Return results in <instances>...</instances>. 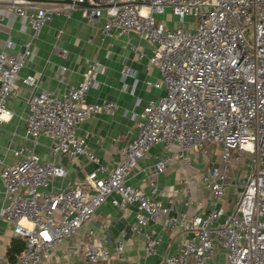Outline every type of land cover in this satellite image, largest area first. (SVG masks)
I'll return each instance as SVG.
<instances>
[{
    "label": "built area",
    "instance_id": "obj_1",
    "mask_svg": "<svg viewBox=\"0 0 264 264\" xmlns=\"http://www.w3.org/2000/svg\"><path fill=\"white\" fill-rule=\"evenodd\" d=\"M0 3H5L32 31L13 53L6 51L13 48L10 40L0 50V123L13 116L5 101L14 94L19 71L32 54L33 38L54 16L69 18L73 10L88 22L101 18L102 37L111 39L132 32L148 42V65L159 74L152 86L162 90L131 114L134 133L123 141L120 161L110 165L101 163L76 134L84 120L99 112L112 114L116 109L111 100L85 99L102 69L98 61L84 59L81 80L60 94L50 89L30 94L23 136L32 142L40 135L48 137L51 158L41 159L32 147L21 145L12 150L13 163L0 159V197L4 200L0 218L10 225L14 237L24 241L13 262L0 257V264H57L51 255L53 248L90 221L108 198L118 209L135 205L136 214L126 229L141 238L145 255L153 254L159 243L157 230L149 224L162 219L160 227L178 226L185 233L181 249L163 256L158 264H264V0ZM164 22H175V26L167 27ZM56 47L65 56L66 50ZM64 71L65 67H60L59 76ZM127 75L133 72L125 68L121 78ZM19 81L35 90V76L26 75ZM121 88L126 89L124 83ZM152 147L170 151L140 166L139 161L147 159ZM214 150L218 152V165L200 172L196 180L210 194V210L187 218L172 201L162 204L155 199V177L173 158L186 164L189 153L206 157ZM56 156L70 164L82 157L94 168L84 174L81 183L41 191L49 179L67 175ZM244 160L250 171L225 212L220 202L231 185V166ZM136 168L144 173L147 191L127 182ZM194 183V178L186 177L178 189L185 194L186 205L192 201L190 188ZM126 229L121 230L122 235ZM112 247L120 253L122 241L116 240ZM216 248L222 251V263L212 262ZM76 253L88 264L110 257L107 247L93 242L78 244Z\"/></svg>",
    "mask_w": 264,
    "mask_h": 264
},
{
    "label": "crops",
    "instance_id": "obj_2",
    "mask_svg": "<svg viewBox=\"0 0 264 264\" xmlns=\"http://www.w3.org/2000/svg\"><path fill=\"white\" fill-rule=\"evenodd\" d=\"M35 3L44 5L61 2ZM0 9V50L4 49L5 41L10 40L13 48L6 51L13 53L32 36V31L24 20L9 11L5 3H0ZM101 22V18L88 22L80 18L78 10H73L69 18L54 16L50 23L43 25L37 32L32 40V54L18 74L19 78L26 75L35 76L37 78L35 90L22 84L18 78L15 82L14 94L5 101L6 107L12 111L13 116L0 123V159L4 163L14 162L12 150L21 145L32 147L33 153L41 159L51 158L48 137L40 135L32 142L23 136L26 99L33 91L50 89L60 94L68 86L76 84L81 80L86 68L84 61L86 58L98 61L102 67L96 75V86L90 88L85 96L86 101L111 100L116 103V109L112 114L99 112L84 120L76 128V134L85 140L101 163L110 165L120 161L123 141L135 130L131 114L139 111L149 99L159 96L162 90L152 86L158 81L159 74L155 67L148 65L147 58L151 45L132 32L111 39L102 37ZM55 46L65 49V56L60 55L59 49H55ZM62 66L65 67V71L59 76L58 70ZM125 68L128 72L131 70L133 75L121 78ZM123 83L126 89L121 88ZM131 89L132 93L129 92ZM169 151L170 149L152 147L147 159L139 161V165L149 164L156 157ZM188 157L186 164L179 158H173L168 167L155 177L157 192L154 197L162 204L172 201L178 212H183L187 218H190L194 214H202L212 208L213 201L209 192L196 180L200 172L218 165L219 158L215 150L206 157L192 152ZM55 160L67 170V175L62 179H49L48 186L41 191L46 192L76 182L81 183L84 174L94 168L93 163L82 157L77 158L73 164L62 156H56ZM249 171L247 160L232 164L231 185L220 202L225 212L230 210L241 189L239 184ZM186 177L195 179V183L190 188L192 201L188 205L184 202L185 194L178 190ZM143 178V171L136 168L133 174L128 176L127 182L147 191V184ZM2 189L0 178V192ZM3 203L4 200L0 197V207ZM135 214L133 203L118 209L110 203L109 198L106 199L94 211L90 221L85 222L75 233L53 248L51 253L53 257H51L57 264H88L78 257L76 246L80 243L93 242L102 244L110 251L109 259L99 260L94 264H158L163 256L176 254L181 249V240L185 233L178 226L160 227L162 220L160 219L157 223L149 224V228L157 230L159 243L153 254L145 255L141 238L126 229L127 223L133 220ZM122 229H126L124 235L121 234ZM11 238L17 237L12 235L10 225L0 218V257L6 261V250ZM119 239L122 241V251L115 253L112 245ZM18 255L19 253L16 257ZM222 257V251L216 248L212 262L222 263Z\"/></svg>",
    "mask_w": 264,
    "mask_h": 264
},
{
    "label": "trees",
    "instance_id": "obj_3",
    "mask_svg": "<svg viewBox=\"0 0 264 264\" xmlns=\"http://www.w3.org/2000/svg\"><path fill=\"white\" fill-rule=\"evenodd\" d=\"M24 246V241L20 238H11L7 250H6V259L9 262H13L18 253L21 252Z\"/></svg>",
    "mask_w": 264,
    "mask_h": 264
},
{
    "label": "rangeland",
    "instance_id": "obj_4",
    "mask_svg": "<svg viewBox=\"0 0 264 264\" xmlns=\"http://www.w3.org/2000/svg\"><path fill=\"white\" fill-rule=\"evenodd\" d=\"M162 18H163V16H162ZM174 19H175V18L172 17L171 20H174ZM185 20H187V21H189V22H192V20H191L190 17H186ZM164 24H165V26H167V27H173V26H175V22H174V24H173V22H164ZM191 25H192V24H189L190 27H191ZM225 210H227V209H225Z\"/></svg>",
    "mask_w": 264,
    "mask_h": 264
},
{
    "label": "water",
    "instance_id": "obj_5",
    "mask_svg": "<svg viewBox=\"0 0 264 264\" xmlns=\"http://www.w3.org/2000/svg\"><path fill=\"white\" fill-rule=\"evenodd\" d=\"M32 2L44 1V2H63L64 0H28Z\"/></svg>",
    "mask_w": 264,
    "mask_h": 264
}]
</instances>
